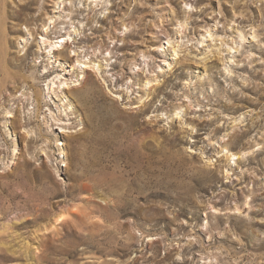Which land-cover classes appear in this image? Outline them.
Masks as SVG:
<instances>
[{"label": "rangeland", "instance_id": "rangeland-1", "mask_svg": "<svg viewBox=\"0 0 264 264\" xmlns=\"http://www.w3.org/2000/svg\"><path fill=\"white\" fill-rule=\"evenodd\" d=\"M0 264H264V0H0Z\"/></svg>", "mask_w": 264, "mask_h": 264}, {"label": "bare ground", "instance_id": "bare-ground-1", "mask_svg": "<svg viewBox=\"0 0 264 264\" xmlns=\"http://www.w3.org/2000/svg\"><path fill=\"white\" fill-rule=\"evenodd\" d=\"M43 41L46 42L45 39H44ZM51 47H52V46H51ZM220 153H222V155H220V156H226V159L228 160V162L231 161V160H236V159H237V157H236L234 154L230 153V152L227 150L226 147H222V150L220 151ZM226 172H228V171H226ZM226 172H225V173H226Z\"/></svg>", "mask_w": 264, "mask_h": 264}]
</instances>
